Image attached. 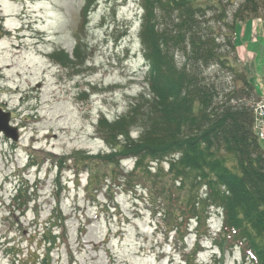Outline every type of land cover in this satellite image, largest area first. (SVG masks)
<instances>
[{"label": "rangeland", "instance_id": "1", "mask_svg": "<svg viewBox=\"0 0 264 264\" xmlns=\"http://www.w3.org/2000/svg\"><path fill=\"white\" fill-rule=\"evenodd\" d=\"M242 2L195 4L204 9L201 28L218 37L228 64L247 73L260 95L251 101H258L255 131L264 138V14L234 24ZM118 3L94 0L86 19V0H0V106L12 112L19 134L14 141L0 133V264H34V252L42 259L48 250L50 264H186L190 258L191 264H253L238 247L222 249L216 209L205 231L192 219L177 232L181 221L164 216L172 209L164 191L170 184L166 161L154 164L148 178H137L131 175L134 158L120 161L116 177L111 166L88 158L110 151L100 118L114 121L142 92L150 94L141 0ZM227 36L236 38V52L224 45ZM206 74L234 86L229 68L211 67ZM260 145L264 149V139ZM159 166L163 171L156 173ZM18 178L35 189H27L30 200L12 203ZM177 185L170 187L176 192ZM54 215L64 219L69 242L46 241ZM63 231L53 227V235Z\"/></svg>", "mask_w": 264, "mask_h": 264}, {"label": "trees", "instance_id": "2", "mask_svg": "<svg viewBox=\"0 0 264 264\" xmlns=\"http://www.w3.org/2000/svg\"><path fill=\"white\" fill-rule=\"evenodd\" d=\"M93 2L86 0L81 10L86 19L93 11ZM195 2L141 0V40L150 64V94L142 92L131 101L128 113L114 121L100 118L99 130L110 143V151L88 158L111 166L115 177L120 161L134 158L131 175L137 178H148L154 164L166 161L171 185L164 191L169 193L172 209L164 216L181 221L177 232L192 219L198 230L205 231L212 209H216L223 219L222 249L238 247L243 259L264 264V149L260 145L264 138L255 131L259 120L256 103L261 97L247 73L228 64L219 50L218 37L201 28L199 17L204 16V9ZM261 12L264 14V0H243L234 24ZM224 45L236 52V38L227 36ZM179 52L183 61L177 58ZM219 65L233 71L229 81L234 86L207 76L206 71ZM255 95L258 101L253 103ZM161 171L159 166L156 173ZM176 184L179 191L175 192L170 186ZM28 190L20 188L14 203L30 200ZM51 219L54 222L44 232L46 241L51 245L69 242L64 219L59 215ZM58 226L64 231L53 235V227ZM199 244H195V251ZM50 251L42 259L41 253L34 252V264H50Z\"/></svg>", "mask_w": 264, "mask_h": 264}, {"label": "water", "instance_id": "3", "mask_svg": "<svg viewBox=\"0 0 264 264\" xmlns=\"http://www.w3.org/2000/svg\"><path fill=\"white\" fill-rule=\"evenodd\" d=\"M11 120L12 113L0 107V133L15 141L19 136L18 128L12 124Z\"/></svg>", "mask_w": 264, "mask_h": 264}]
</instances>
